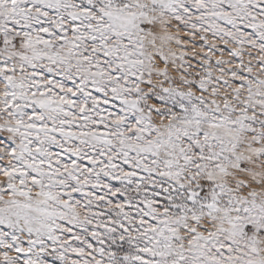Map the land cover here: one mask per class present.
Segmentation results:
<instances>
[{
    "label": "snow or ice",
    "instance_id": "1",
    "mask_svg": "<svg viewBox=\"0 0 264 264\" xmlns=\"http://www.w3.org/2000/svg\"><path fill=\"white\" fill-rule=\"evenodd\" d=\"M0 264H264V0H0Z\"/></svg>",
    "mask_w": 264,
    "mask_h": 264
}]
</instances>
